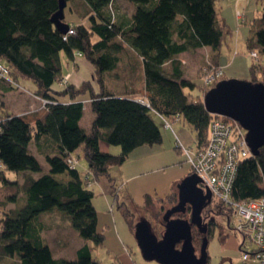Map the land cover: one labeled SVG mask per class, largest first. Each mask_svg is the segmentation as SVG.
<instances>
[{
  "label": "trees",
  "instance_id": "trees-1",
  "mask_svg": "<svg viewBox=\"0 0 264 264\" xmlns=\"http://www.w3.org/2000/svg\"><path fill=\"white\" fill-rule=\"evenodd\" d=\"M130 1L133 9L128 13L118 10V0H67L69 9L75 12L78 8L81 15L75 14L82 19L72 25L75 33H63L52 21L59 0H0V63L9 71L0 75V93L26 80L34 84L32 93L51 101L6 116L2 114L6 110L0 108V190L7 192V201H0V260L15 259L14 264H101L93 255L91 242L102 245L106 236L98 231L95 191L88 173L115 198L134 232L132 209L121 200L110 168L125 163L136 148L162 142L161 127L152 113L173 131L178 152L184 144L175 124L182 120L194 129L197 148L208 144L211 121L217 115L207 110L203 97L208 87L227 78L220 58L224 43L233 38L232 25L220 12L217 0ZM253 24L246 44L249 50L257 48L264 54V12ZM204 46L212 48L209 64L222 67L223 74L201 84L186 76L181 54ZM62 55L72 62L87 59L93 66L92 78L78 86L62 82ZM256 69L250 66L252 81L258 80ZM210 71L215 74L217 69ZM112 73L120 80L123 94L109 89ZM194 90L202 94L194 98ZM84 95L90 98L94 113L89 131L80 124ZM64 96L71 101L62 102ZM32 141L44 155L48 171H43L31 151ZM101 141L119 146L120 152L102 150ZM80 149L88 163L85 174L78 170L79 162L75 167L68 162ZM10 171L24 176L23 182L18 175L15 180L8 178ZM64 173L68 178L58 177ZM175 186L166 198L145 194L144 209L153 211L157 202L175 198ZM231 197L236 201L264 197V145L258 155L238 163ZM225 206L233 212V207ZM54 211L69 219L70 225L63 232V228L44 222ZM214 225L209 223L208 240ZM74 229L84 239L75 247L70 243V237L76 235Z\"/></svg>",
  "mask_w": 264,
  "mask_h": 264
},
{
  "label": "rangeland",
  "instance_id": "rangeland-1",
  "mask_svg": "<svg viewBox=\"0 0 264 264\" xmlns=\"http://www.w3.org/2000/svg\"><path fill=\"white\" fill-rule=\"evenodd\" d=\"M230 1L231 0H229V2ZM221 4V0H218V7H220ZM232 4L233 5L228 4V9L224 10L228 15L231 24H233L232 27L234 31L233 38L224 43L223 56L221 57L224 65L222 66L225 67L226 74L229 76L227 78L233 77L239 78L241 80H250L252 78L250 66L255 65L257 68V81H261L264 79V54H262L258 49V57H252L250 52L253 49L249 50L246 40L253 34L252 29L255 28V25L253 24L255 18L263 16L264 0H238L237 4L234 2H232ZM68 5L64 10V22L68 23L70 25L69 30H73L72 33H75V29L72 27V25L75 26V24L79 23L82 18H79V16L75 14V12H77V14L79 13V15H81L78 8H76L74 12L71 7L69 9ZM132 9L133 4L130 0H118L119 11L130 13ZM239 13L240 17H238ZM208 49L210 50V48ZM255 49L257 48H254V50ZM209 50L202 49L199 52L197 51L193 54H189V52H187L185 55H182L185 61L183 67L185 69L186 76L201 84L204 83V79L206 80L209 77L211 74V69L212 71H215L218 68H222L220 66L214 68L213 65L209 64L208 60L211 58ZM80 72L84 78H92L93 73L86 65H81ZM71 74L72 73H65L62 78V82H64L65 79L67 80L68 78H71ZM109 82H111V80H109ZM31 83V81L25 80L19 85H16L15 88H10L9 91H7L9 92L7 95H2L0 93V95L3 96V98L0 96V108L2 110H6V112L2 111L3 115L6 116L8 112L15 114L27 109L32 110L34 107H40L42 100L38 97L36 98L35 96H31L30 94L33 90V85ZM113 87L114 86H111L112 89ZM210 88L211 87H208L205 92H207ZM193 93L194 94L192 97L196 98L197 95L199 96L202 94V91L194 90ZM85 99L82 123L85 126L84 128L89 131L92 125L91 123L94 113L91 108L90 100H88L90 98L85 97ZM152 116L161 127L163 135L162 142L136 148L130 154L128 160L125 163L122 165L112 166L110 170L116 177L115 184L117 182L119 186L118 190L120 189L119 191L121 200H125L132 209L133 215L131 219H133V222L137 224V222L143 218L148 219L153 224L158 236L161 237L165 230L163 216L168 208L177 203L178 194L175 198H169L170 200L167 198V201L162 203L157 202L153 208V211L152 209L147 211L144 209V196L145 194L150 193L166 198V196L171 192V180H173L174 176L178 175V168L182 165L189 167L191 166L187 161L184 149L181 147L180 154L176 149L177 143L173 131L171 129L167 130L163 126V120L157 114L152 113ZM235 122L238 121L235 120ZM234 124L236 125V123ZM175 128L179 134V137L181 138V142L184 144V147L186 146L195 149L196 133L194 129L183 120L181 123L175 124ZM30 148L41 162L43 171H47L49 165L46 162L44 155L39 153L34 141H32ZM120 150L121 148L119 146H112V152H120ZM148 153L149 158L146 159L145 154ZM70 156L75 157L77 161V157H79V163L77 162L78 170L85 174L88 168V163L83 154V149L78 150L74 153V155ZM190 173H195L193 172L192 168ZM17 175L18 173L13 171H10L7 174L8 178L11 180H15ZM88 176L90 178L89 184H93L92 188L95 191L93 202L96 206V209L98 210V213H100L99 228L100 231L105 234V236L107 234L105 242L102 245L96 246L93 242H91L94 256L100 261L101 264H161L157 260H150L143 256L135 238L134 232L131 230L128 222L126 221L123 212L118 208L115 198L111 194L104 192L101 185L94 179V176L91 172L88 173ZM24 178L25 177L23 176L20 181L22 182ZM181 178L184 177L182 176ZM176 180H180V178L175 179L174 182ZM8 184L9 186L12 185V183ZM175 185L176 184L173 186ZM199 185H201V182ZM13 188L15 191H17L16 184L13 185ZM174 188H176V186ZM6 193L7 192L5 190H0V201H7L5 196ZM212 196L214 197L216 203H212V207L209 205L208 208H205L202 213L205 222L208 224L215 222L214 226H217L212 238L208 243V254L210 258L207 264H264L263 262L249 260L243 257L244 251H251L253 248L251 241L249 239H244L242 233L234 230V210L232 212L227 208V206H225L226 204L221 199H219L217 196H214L213 194ZM173 200L175 201L173 202ZM9 204L13 207L15 205L13 203ZM111 204L114 206L113 212L110 211ZM228 216L230 217V224L228 222ZM173 217L188 218L189 214H175ZM44 222L47 226L54 224L56 226L55 228H63L61 230L62 232L65 230L64 228L70 225L67 216H64L63 212L60 213L59 211H54L46 215L44 217ZM111 223L116 225L120 238L122 242H124L123 246L119 240L107 233L109 231H107L106 228L110 226ZM71 231L72 230H70V232ZM197 231L198 230L194 228L193 237L194 242L197 244L196 248L199 246V244H201L202 240ZM74 232L76 235L73 236V239L70 237V243L73 247H75L74 244L78 246L82 241H84L77 230L74 229ZM14 262H16L15 259H7V261L2 259L0 260V264H14Z\"/></svg>",
  "mask_w": 264,
  "mask_h": 264
},
{
  "label": "water",
  "instance_id": "water-1",
  "mask_svg": "<svg viewBox=\"0 0 264 264\" xmlns=\"http://www.w3.org/2000/svg\"><path fill=\"white\" fill-rule=\"evenodd\" d=\"M67 0H59V8L52 21L63 33L70 25L64 22ZM207 110L233 118L247 130V141L254 155L264 145V83L262 81L225 78L219 80L203 97ZM196 173L186 175L177 183L178 202L168 208L163 216L165 230L159 237L150 222L143 218L135 225L134 235L145 258L161 264H207V236L202 239L200 253L193 242V225L204 234L208 224L202 216L203 209L211 202L212 192L199 183ZM191 207L190 218L173 217L177 212ZM179 243H182L178 247Z\"/></svg>",
  "mask_w": 264,
  "mask_h": 264
},
{
  "label": "built area",
  "instance_id": "built-area-1",
  "mask_svg": "<svg viewBox=\"0 0 264 264\" xmlns=\"http://www.w3.org/2000/svg\"><path fill=\"white\" fill-rule=\"evenodd\" d=\"M72 32L73 30H69L68 33ZM250 54L254 58L258 57V49H253ZM8 72V68L0 63V75L5 76ZM222 74V68L217 69L206 81L213 82ZM38 98L42 100L43 106L51 102ZM215 115L217 116L211 121L208 145L205 148L181 147L193 172L202 179L201 185L210 189L226 205L233 207L234 230L242 233L244 239H249L253 246L251 251H244L243 257L264 263V197L243 201H236L231 197L238 163L254 155L247 141V130L230 117L217 113ZM68 162L70 167H75L78 161L70 156Z\"/></svg>",
  "mask_w": 264,
  "mask_h": 264
},
{
  "label": "crops",
  "instance_id": "crops-1",
  "mask_svg": "<svg viewBox=\"0 0 264 264\" xmlns=\"http://www.w3.org/2000/svg\"><path fill=\"white\" fill-rule=\"evenodd\" d=\"M218 1V0H217ZM221 2H222V4H221V6L219 7V9H220V12L222 13V15L226 18V20H227V22L228 23H230L231 24V21L229 20V17H228V15L226 14V12L224 11L225 9H228V4L229 5H233L232 4V2H234V3H238V0H231L230 2H229V0H221ZM231 25H233V24H231ZM208 48H210V50L208 49ZM202 49H205V50H209V52H210V54H212V48L211 47H209V46H204V47H201V48H198V49H196L194 52H189V54H193V53H195V52H199L200 50H202ZM187 52H184V53H182L181 54V59L183 60V63H185V61H184V59H183V57H182V55H185ZM222 56H223V54H222ZM62 58H63V75L65 74V73H72L71 74V78H69V83L70 84H74V85H76V86H78V85H80L83 81H85V80H88V78H84V76H82V74H81V72H80V69H81V65L83 66V65H86L87 67H89L90 68V70H91V72L93 73L94 71H93V66L91 65V63L87 60V59H85V58H77L76 59V61H74V62H72V61H70V60H68V58L65 56V55H62ZM220 62H221V64L222 65H224L223 64V62H222V59L220 58ZM92 76H93V74H92ZM110 76L111 77H109V79L111 80V82H107V83H109V85H110V87H109V89H112L111 88V86H114L113 87V90L114 91H116V92H118V93H120V94H123L124 92V89H123V87L121 86V82H120V80L117 78V76H116V74H114V73H112V74H110ZM227 77H229L228 75H227ZM113 80V81H112ZM32 84V83H31ZM33 85V87H34V84H32ZM108 85V86H109ZM9 92H7V91H1V94L3 95V94H8ZM31 94V96H35L36 98H37V95H35L34 93H30ZM2 95H0L2 98H3V96ZM87 95H84V96H82V97H86ZM60 100L62 101V102H70L71 101V99L68 97V96H64V97H61L60 98ZM23 101H25V100H23ZM36 107H34V109H35ZM28 110H30V109H27V110H25V111H28ZM25 111H22V112H20V113H23V112H25ZM20 113H17V114H20ZM84 116V115H83ZM82 121H83V117H82V119L80 120V124H81V126H83V127H85L84 125H83V123H82ZM167 130H170V129H167ZM100 148L102 149V150H104V151H111L112 152V146H110L109 144H107L106 142H104V141H101L100 142ZM181 152H179V154H180ZM146 156H145V158L146 159H148L149 157V153L148 154H145ZM185 160V159H184ZM49 170V167L47 168V171ZM190 171H191V167H189V166H184V165H182L181 167H179L178 168V170H177V174L178 175H176V176H174V178H173V180H171L172 182H171V190H172V188H173V185L174 184H177L178 182H180L181 180H182V176L183 177H185L186 175H188L189 173H190ZM19 176V179H21L22 177H20V174L18 175ZM36 176H38V174H35V177ZM58 177L59 178H68V175H66L65 173L64 174H61V175H58ZM178 178H180V180H176L175 182H174V180L175 179H178ZM23 182V181H22ZM94 199V198H93ZM94 203V202H93ZM113 210H114V206L111 204L110 205V211L111 212H113ZM99 222H100V213H98V231H100V228H99ZM105 227V226H104ZM104 229V228H103ZM102 229V230H103ZM107 231H109V232H107V233H109V234H111L114 238H116L117 240H119L120 242H121V245L123 246V243L124 242H122V240H121V238H120V235H119V231H118V229H117V227H116V225L115 224H112L111 223V225L110 226H108L107 228ZM106 237H107V234H106ZM94 255V254H93Z\"/></svg>",
  "mask_w": 264,
  "mask_h": 264
},
{
  "label": "flooded vegetation",
  "instance_id": "flooded-vegetation-1",
  "mask_svg": "<svg viewBox=\"0 0 264 264\" xmlns=\"http://www.w3.org/2000/svg\"><path fill=\"white\" fill-rule=\"evenodd\" d=\"M203 186V185H202ZM217 200V199H216ZM178 202V201H177ZM215 202V199H214V197L212 196V200H211V202L205 207V208H208V206L209 205H211L212 203H214ZM176 204V203H175ZM174 204V205H175ZM173 206V205H172ZM171 206V207H172ZM204 208V209H205ZM203 209V210H204ZM202 213H203V211H202ZM175 214H185V215H187V214H189V217L188 218H190V214H191V207L189 206V205H187L186 206V211H183V212H177V213H175ZM204 219V218H203ZM136 224V223H135ZM208 224V223H207ZM208 227H209V224H208ZM194 228H196L198 231H197V233L200 235V237L203 239L204 238V236H206V234H204V233H202L197 227H196V225H193V230H194ZM216 228H217V226H216ZM193 239H194V237H193ZM181 244L182 243H179V245H178V247H180L181 246ZM202 244V243H201ZM201 244H199V246L196 248V252L199 254L200 253V247H201ZM196 247V246H195Z\"/></svg>",
  "mask_w": 264,
  "mask_h": 264
},
{
  "label": "bare ground",
  "instance_id": "bare-ground-1",
  "mask_svg": "<svg viewBox=\"0 0 264 264\" xmlns=\"http://www.w3.org/2000/svg\"><path fill=\"white\" fill-rule=\"evenodd\" d=\"M65 83H67V84L69 83V78L67 79V81H65Z\"/></svg>",
  "mask_w": 264,
  "mask_h": 264
}]
</instances>
